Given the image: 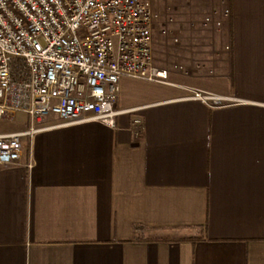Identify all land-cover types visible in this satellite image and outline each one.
I'll use <instances>...</instances> for the list:
<instances>
[{
    "label": "crops",
    "instance_id": "1",
    "mask_svg": "<svg viewBox=\"0 0 264 264\" xmlns=\"http://www.w3.org/2000/svg\"><path fill=\"white\" fill-rule=\"evenodd\" d=\"M201 4L218 3L152 0L154 46L164 29L182 35ZM225 6L215 49L228 53L208 62L202 34L164 38L156 65L187 71L170 68V84L122 78L114 127L47 129L24 140L21 165L0 167V264H264V0ZM189 89L227 101L207 107ZM22 115L9 132L26 129Z\"/></svg>",
    "mask_w": 264,
    "mask_h": 264
},
{
    "label": "built area",
    "instance_id": "2",
    "mask_svg": "<svg viewBox=\"0 0 264 264\" xmlns=\"http://www.w3.org/2000/svg\"><path fill=\"white\" fill-rule=\"evenodd\" d=\"M225 1L199 5V17L186 23L182 35L164 29V38L179 44L200 33L206 61H215L230 51L229 44L215 49V36L230 21ZM157 30L152 0H0V121L27 116L26 129L0 132V167L21 165L24 140L47 129L87 122L114 127L122 78L170 84V68L187 71L178 60L170 68L156 65ZM192 69L215 71L200 64ZM189 92V99L207 107L227 101L199 89ZM49 115L60 123L47 125ZM130 130L142 134L140 118L132 119Z\"/></svg>",
    "mask_w": 264,
    "mask_h": 264
},
{
    "label": "rangeland",
    "instance_id": "3",
    "mask_svg": "<svg viewBox=\"0 0 264 264\" xmlns=\"http://www.w3.org/2000/svg\"><path fill=\"white\" fill-rule=\"evenodd\" d=\"M162 18H164V15H162ZM160 43H163V45H160ZM156 47L154 50H156L157 56L162 55L161 53H164V36L160 38L158 41V45L153 46V48ZM162 47V48H161ZM155 56V57H157ZM164 60V59H163ZM157 64V63H156ZM25 126L24 124V116L22 114L17 115V118L13 122H3L0 121V132H9L13 131L15 129H21Z\"/></svg>",
    "mask_w": 264,
    "mask_h": 264
},
{
    "label": "trees",
    "instance_id": "4",
    "mask_svg": "<svg viewBox=\"0 0 264 264\" xmlns=\"http://www.w3.org/2000/svg\"><path fill=\"white\" fill-rule=\"evenodd\" d=\"M135 230L138 231V230H140V229H139V227H135ZM187 240H188V239H187Z\"/></svg>",
    "mask_w": 264,
    "mask_h": 264
}]
</instances>
